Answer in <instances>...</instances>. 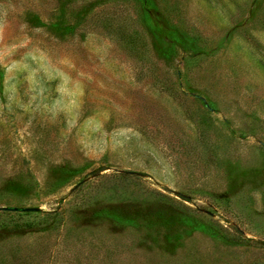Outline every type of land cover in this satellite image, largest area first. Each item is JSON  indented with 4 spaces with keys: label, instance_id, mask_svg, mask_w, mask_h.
<instances>
[{
    "label": "rangeland",
    "instance_id": "1",
    "mask_svg": "<svg viewBox=\"0 0 264 264\" xmlns=\"http://www.w3.org/2000/svg\"><path fill=\"white\" fill-rule=\"evenodd\" d=\"M0 264H264V0H0Z\"/></svg>",
    "mask_w": 264,
    "mask_h": 264
}]
</instances>
